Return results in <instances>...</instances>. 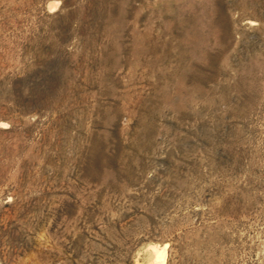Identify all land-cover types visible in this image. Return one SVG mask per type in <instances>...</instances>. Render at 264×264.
Masks as SVG:
<instances>
[{
	"label": "rangeland",
	"instance_id": "1",
	"mask_svg": "<svg viewBox=\"0 0 264 264\" xmlns=\"http://www.w3.org/2000/svg\"><path fill=\"white\" fill-rule=\"evenodd\" d=\"M0 264H264V0H0Z\"/></svg>",
	"mask_w": 264,
	"mask_h": 264
}]
</instances>
